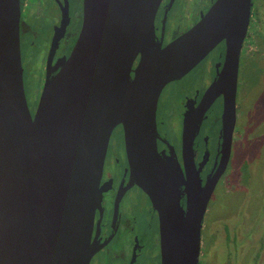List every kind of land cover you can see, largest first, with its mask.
Returning a JSON list of instances; mask_svg holds the SVG:
<instances>
[{"label":"water","instance_id":"95a60500","mask_svg":"<svg viewBox=\"0 0 264 264\" xmlns=\"http://www.w3.org/2000/svg\"><path fill=\"white\" fill-rule=\"evenodd\" d=\"M160 2L83 0L75 45L45 81L32 115L23 84L19 0H0V264H89L99 181L117 125L123 129L130 179L160 213L161 264H198L202 220L218 177L201 187L198 173L186 172L191 188L184 214L167 191L183 174L157 151L156 105L167 83L224 42L222 68L185 123L190 137L222 95V133L229 149L252 0H215L165 46L154 25ZM190 142L185 154L192 152ZM172 208L180 214L171 215Z\"/></svg>","mask_w":264,"mask_h":264},{"label":"flooded vegetation","instance_id":"af4514ba","mask_svg":"<svg viewBox=\"0 0 264 264\" xmlns=\"http://www.w3.org/2000/svg\"><path fill=\"white\" fill-rule=\"evenodd\" d=\"M256 1L252 0L251 17ZM214 2L215 0H161L154 25L162 46L171 41L168 39L167 27L170 15L178 4L181 16H177L179 20L176 26L180 27L182 22L195 24ZM203 4L206 6L204 9H197V5L201 7ZM19 5L23 84L33 115L45 81L60 70L61 62L69 57L75 45L83 22V0H19ZM249 27L250 23L239 55L237 87L245 80ZM224 56L225 45L220 42L187 74L167 83L158 97L155 111L157 151L162 160L167 162V166L178 164L181 169L183 178L178 185L169 186L167 191L172 192L173 198L178 200L184 214L188 207L192 173H198L201 187L218 177L207 202L205 216L216 187L222 183V178L236 159L239 140L240 155L245 154L242 136L239 139L237 135V107L230 146L226 149L227 142L224 143L222 133V95L217 96L204 112L198 130L190 137L187 134L186 115L198 106L206 89L217 78ZM138 60L139 56L133 67ZM197 67H200L197 81L191 82L190 86L184 84ZM166 98L168 106L164 104ZM30 104L34 106L30 107ZM189 139L192 152L185 154L184 145ZM246 162L245 157L241 158L240 168ZM186 172L190 174L189 178ZM99 190L100 202L94 211L90 240L94 251L89 264H161L160 213L151 196L130 179V166L121 125L114 127L109 137ZM169 213L173 216L180 214L173 208L169 209ZM204 226L203 217L200 248ZM225 233L231 239V232L225 230ZM200 256L199 250L198 264H204ZM236 258L234 256L226 264H232Z\"/></svg>","mask_w":264,"mask_h":264},{"label":"rangeland","instance_id":"374dc122","mask_svg":"<svg viewBox=\"0 0 264 264\" xmlns=\"http://www.w3.org/2000/svg\"><path fill=\"white\" fill-rule=\"evenodd\" d=\"M179 11L178 4L170 15L169 40L194 24L182 22L177 27ZM247 40L245 80L236 91L237 135L242 136L245 154L240 155L239 140L236 159L209 201L200 248L204 264H226L234 256L232 264H264V0L256 1ZM199 70L197 67L184 84L197 81ZM164 104L169 105L167 98ZM244 157L246 165L240 168ZM225 230L231 232V239Z\"/></svg>","mask_w":264,"mask_h":264}]
</instances>
